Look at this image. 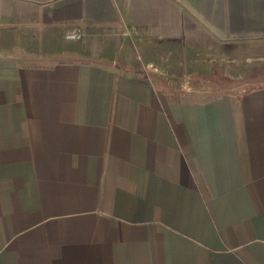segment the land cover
I'll return each instance as SVG.
<instances>
[{"label":"crops","instance_id":"crops-1","mask_svg":"<svg viewBox=\"0 0 264 264\" xmlns=\"http://www.w3.org/2000/svg\"><path fill=\"white\" fill-rule=\"evenodd\" d=\"M243 58L264 0H0V264H264V76L167 87Z\"/></svg>","mask_w":264,"mask_h":264},{"label":"rangeland","instance_id":"rangeland-1","mask_svg":"<svg viewBox=\"0 0 264 264\" xmlns=\"http://www.w3.org/2000/svg\"><path fill=\"white\" fill-rule=\"evenodd\" d=\"M76 38V37H75ZM74 37L67 38V39H60L58 41V46L55 48L60 47H67L69 44H73L75 42ZM185 53V60H184V67L183 69L186 71L194 72L196 68L200 65V61L203 60V56L198 55L196 58L195 55L191 52H184ZM246 55V54H245ZM248 55V54H247ZM173 61V59H172ZM197 61V62H194ZM243 62L240 66L236 65L234 67L233 72L231 73V78L229 79L223 75V73L219 70L216 72L215 70H203L202 73L198 74L197 76L190 75L189 81L184 79V75L186 74L183 70L182 72L175 70L173 75H167V81H173L170 77H175L174 82H170L167 86L168 89L173 93L180 92L183 88L190 89L191 91H197L202 93H216V92H231V93H243L249 91L251 89L257 88L260 86L259 80L260 77L264 76V68L257 67L255 68L253 63L249 61H245L243 58ZM197 64V65H195ZM189 68H188V67ZM199 73V71H198ZM193 74V73H192ZM176 81H179L177 83Z\"/></svg>","mask_w":264,"mask_h":264}]
</instances>
